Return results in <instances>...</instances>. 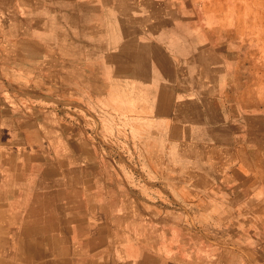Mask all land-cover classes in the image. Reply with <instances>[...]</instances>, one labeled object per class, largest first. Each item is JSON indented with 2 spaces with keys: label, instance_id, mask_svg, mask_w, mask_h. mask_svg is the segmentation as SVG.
<instances>
[{
  "label": "rangeland",
  "instance_id": "rangeland-1",
  "mask_svg": "<svg viewBox=\"0 0 264 264\" xmlns=\"http://www.w3.org/2000/svg\"><path fill=\"white\" fill-rule=\"evenodd\" d=\"M137 51L159 84L133 94ZM34 190L51 235L23 228ZM0 264H264V0H0Z\"/></svg>",
  "mask_w": 264,
  "mask_h": 264
},
{
  "label": "crops",
  "instance_id": "crops-1",
  "mask_svg": "<svg viewBox=\"0 0 264 264\" xmlns=\"http://www.w3.org/2000/svg\"><path fill=\"white\" fill-rule=\"evenodd\" d=\"M140 11L142 13H140L138 16L139 18H141L142 21H144L146 24H145V29H141V32L143 31L144 33H146L147 35H153L155 37H157V42L161 43L160 41L162 40V38L160 37H163L165 35H170V36H174L175 34H177L175 31L179 30V25L176 21V19L179 17V13H177V16H174V15H170V16H164V17H160L159 19H156L158 21L161 20V23H162V26H159L158 24L156 23H152V18L148 15H144V13L147 14V11H144L143 9H140ZM165 20H164V19ZM164 21H163V20ZM170 21V23H168V21ZM150 21V23L148 24V22ZM145 30V31H144ZM149 30H152L154 32H150ZM140 32V33H141ZM175 32V33H174ZM171 50V48L169 49ZM137 53H139V55H137ZM143 61H146L147 63V60L145 58V56L141 53V51H137L136 52V58L134 60H129V67L132 68L133 72L130 74V75H127V79H125V82L128 83V85L130 84L131 88L135 89L133 91V94H138L137 90H144V87L146 85H149L150 83L151 84H155L158 83L159 84V70L157 68V66L154 64V61L150 60V65L148 68H144V66L142 67L143 65ZM141 62V63H140ZM101 65L100 63H98V65H92L94 68L96 67H99ZM168 68H167V72L171 73L172 76H173V72H172V67L170 64H168ZM128 66H125L126 68ZM110 67V66H109ZM111 71L110 72H105V70H103L102 68V73H104V79L103 80H109V78H111L113 75H105L107 73H111L113 74L114 73V66L111 65ZM158 73V74H157ZM171 76V77H172ZM168 76V78H171ZM164 82H166L164 80ZM171 81H169L170 83ZM159 91V90H158ZM162 91L158 92L157 93V98L159 100H162ZM141 94V93H139ZM159 94V95H158ZM187 98V97H186ZM196 100V101H195ZM198 100H199V96H195L192 98V100H190L189 103V106L191 107V105H195V106H199L200 108V104L198 103ZM171 101H173V106H172V109H171V112H174V117L176 116V113L180 112L179 108H180V105L181 104H184V103H181L179 101V95L177 94H173L171 95ZM186 105V104H185ZM159 106V105H158ZM158 106L155 108V109H149L148 111L143 110V108H137V110L134 112L135 115H138L137 117H139V119L142 121V123L144 124H147L149 123L150 125H152V128L155 129L156 131H158L160 128H163L164 126L166 127L167 124H169L170 122L173 121L174 118H172L171 115H169L167 118L164 117L165 114H163L161 111H160V108H158ZM162 106H165V104L163 103ZM160 107V106H159ZM134 108V107H132ZM179 110V111H178ZM155 113V114H154ZM151 115H155L156 117H150ZM19 189H17L15 191V193H18L19 194ZM45 192V191H44ZM51 192V191H50ZM33 198L29 200V205H28V209H27V212L31 213V217H29V220L27 221L28 223L25 225H23V228H28V229H34V230H40V229H43L45 231H48V233L51 235V229H52V226H51V223L52 222V212H51V208H52V198H51V194H48L46 195H43L42 198L41 196H38L36 195V190H34L33 192ZM78 195L77 198H75V203L77 204H82L84 203V199L82 198L83 196V191L82 193L79 192V193H76ZM71 201H73L71 199ZM15 204H11L9 207H10V211L13 213V215L11 216L12 217V221H16L18 219V215H19V212L16 208V204H19V201L15 200L14 201ZM74 203V202H73ZM43 205V216H40V212H39V215H36L38 213L37 211V207ZM7 210L9 211V209L7 208ZM65 222L66 223H79V224H75V225H72V228L71 229H78V227H80V229L82 230V225L84 224L85 228L87 229V231H90V234L88 236H86V231H84V239H80L79 241L84 244V243H94L98 240V237H96V235H99L98 234V231L96 232L95 234V231L97 230V226L94 224V223H98L97 221H90V220H85L83 219V215H79V216H76V217H70V218H65ZM83 223V224H82ZM22 224H25V223H22ZM13 226L15 227H22L20 225V223H12ZM94 228H96L94 230ZM91 229H93L94 231H91ZM48 235V234H47ZM48 239V238H47ZM49 241H50V238H49Z\"/></svg>",
  "mask_w": 264,
  "mask_h": 264
}]
</instances>
